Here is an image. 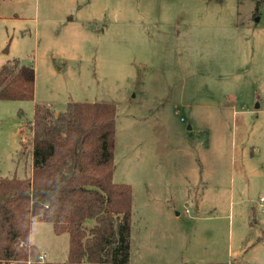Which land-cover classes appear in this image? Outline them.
<instances>
[{
    "label": "rangeland",
    "instance_id": "obj_1",
    "mask_svg": "<svg viewBox=\"0 0 264 264\" xmlns=\"http://www.w3.org/2000/svg\"><path fill=\"white\" fill-rule=\"evenodd\" d=\"M225 2L243 48L211 63L203 36L188 47L194 0H0V66L36 70L33 100L0 99V175L31 171L35 103L114 102V180L133 187L127 264H264V0ZM31 237L68 259L69 233L35 221Z\"/></svg>",
    "mask_w": 264,
    "mask_h": 264
},
{
    "label": "trees",
    "instance_id": "obj_2",
    "mask_svg": "<svg viewBox=\"0 0 264 264\" xmlns=\"http://www.w3.org/2000/svg\"><path fill=\"white\" fill-rule=\"evenodd\" d=\"M8 52V47L5 48ZM36 70L19 58L0 66V99L33 100ZM118 106L69 101L64 110L35 103L26 127V176L0 175V264H127L132 250L133 187L114 180ZM35 221L69 233L66 261L40 259Z\"/></svg>",
    "mask_w": 264,
    "mask_h": 264
},
{
    "label": "crops",
    "instance_id": "obj_3",
    "mask_svg": "<svg viewBox=\"0 0 264 264\" xmlns=\"http://www.w3.org/2000/svg\"><path fill=\"white\" fill-rule=\"evenodd\" d=\"M194 2V5L186 11L187 18L182 19V22L186 21L184 31L188 33V47H193L194 37L203 36L204 44L202 46L210 57L209 62L223 63L229 61V56L232 53L236 56L239 48H243V42H239L240 33L238 35L232 34L235 39L228 34L229 30H238L239 32L241 26L244 25L242 21L239 25L240 15L237 6L234 3L226 4L225 0H194ZM190 32L192 37H190ZM197 45L200 46V40ZM259 106L261 105L259 104ZM145 173L150 175L153 172L145 171ZM258 239H261V236ZM31 242H33L32 237ZM134 251L132 243L130 261L134 256ZM253 256H248L244 262L229 260L228 264H256L257 260Z\"/></svg>",
    "mask_w": 264,
    "mask_h": 264
},
{
    "label": "built area",
    "instance_id": "obj_4",
    "mask_svg": "<svg viewBox=\"0 0 264 264\" xmlns=\"http://www.w3.org/2000/svg\"><path fill=\"white\" fill-rule=\"evenodd\" d=\"M261 200H264V197H262ZM39 257H40V259L45 260L46 254L42 253Z\"/></svg>",
    "mask_w": 264,
    "mask_h": 264
}]
</instances>
